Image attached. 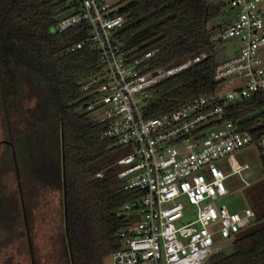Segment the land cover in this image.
<instances>
[{"label":"trees","instance_id":"1","mask_svg":"<svg viewBox=\"0 0 264 264\" xmlns=\"http://www.w3.org/2000/svg\"><path fill=\"white\" fill-rule=\"evenodd\" d=\"M64 3L0 0V243L24 227L19 181L30 229L40 197L61 193L65 219L53 251L59 264H105L122 246L119 231L132 219L123 213L124 205L134 203L135 209L142 191L123 187L113 163L125 148L102 137L104 124L84 110L91 97L81 85L103 64L87 41L86 23L53 30ZM224 3L127 0L118 9L125 16L119 30L124 47L133 56L157 49L150 67H170L210 53L160 80L145 104L147 116L216 89L211 73L220 44L210 42V34L226 22L211 27L208 22L222 13ZM77 42L82 46L75 47ZM263 106L264 95L258 92L233 104L225 118L245 119L243 126L259 136L264 133ZM8 171L13 184L6 179ZM257 211L252 224L232 237L231 250L216 252L207 264H264V214Z\"/></svg>","mask_w":264,"mask_h":264},{"label":"built area","instance_id":"2","mask_svg":"<svg viewBox=\"0 0 264 264\" xmlns=\"http://www.w3.org/2000/svg\"><path fill=\"white\" fill-rule=\"evenodd\" d=\"M63 1L53 30L86 23L87 41L103 64L81 85L91 97L84 110L104 124L102 137L125 148L113 163L123 187L142 191L135 209L134 203L123 207V213L137 210L141 216L119 231L122 246L107 256L110 264H207L218 238L231 239L255 217L250 206L231 209L222 199L231 192L225 184L230 174L248 184L249 165L234 152L251 143L264 150V133L256 136L243 126L245 119L225 114L241 100L264 95V0H227L235 17L210 34V42L235 37L241 44L233 57L216 60V89L155 116L146 115L145 104L156 84L210 53L150 67L157 49L133 56L119 37L125 16L118 9L126 0Z\"/></svg>","mask_w":264,"mask_h":264},{"label":"rangeland","instance_id":"3","mask_svg":"<svg viewBox=\"0 0 264 264\" xmlns=\"http://www.w3.org/2000/svg\"><path fill=\"white\" fill-rule=\"evenodd\" d=\"M224 1L222 13L210 20L208 27L224 21H232L235 17V9L228 5L227 0ZM240 44V40L235 37L222 42L216 48V59L223 60L233 57L238 52ZM219 87H223V85ZM1 122L2 116L0 113ZM234 156L238 162L249 165L251 174L246 178L247 185L241 181L238 174H230L225 179V184L231 192L222 199V202L231 209L241 210L245 206H250L255 216L259 213L257 210L262 211V214H264V150H260L254 143H251L236 150ZM7 178L9 184L14 183L11 171L7 172ZM17 184L24 227L21 225L16 231L20 234L18 233L14 238L8 240L9 242L0 243V264H59L54 258L53 251L56 250L54 249L55 246H58L57 240L60 238L65 219V206L62 202L61 193L51 191L40 197L36 208L33 210V224L30 229L26 218L21 183L18 181ZM130 214L133 219H138L141 216L137 210H133ZM2 240L5 241L4 238ZM231 240L232 238H218L216 252L230 251ZM105 264H110L107 257L105 258Z\"/></svg>","mask_w":264,"mask_h":264},{"label":"water","instance_id":"4","mask_svg":"<svg viewBox=\"0 0 264 264\" xmlns=\"http://www.w3.org/2000/svg\"><path fill=\"white\" fill-rule=\"evenodd\" d=\"M251 174V171H247L246 173H245V176H248V175H250Z\"/></svg>","mask_w":264,"mask_h":264}]
</instances>
